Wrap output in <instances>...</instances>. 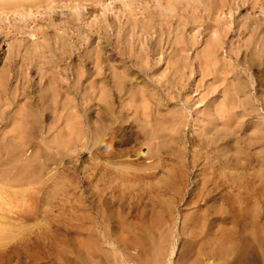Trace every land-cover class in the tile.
I'll return each instance as SVG.
<instances>
[{
  "label": "rangeland",
  "instance_id": "obj_1",
  "mask_svg": "<svg viewBox=\"0 0 264 264\" xmlns=\"http://www.w3.org/2000/svg\"><path fill=\"white\" fill-rule=\"evenodd\" d=\"M3 10L0 264H264V0Z\"/></svg>",
  "mask_w": 264,
  "mask_h": 264
},
{
  "label": "bare ground",
  "instance_id": "obj_2",
  "mask_svg": "<svg viewBox=\"0 0 264 264\" xmlns=\"http://www.w3.org/2000/svg\"><path fill=\"white\" fill-rule=\"evenodd\" d=\"M17 1H20V0H0V15H3L4 14V11L5 10H3V7H4V5L5 4H8V3H13V2H17ZM8 2V3H7ZM218 42H216V44H214L213 45V48H211L212 50H209L208 52H207V55L208 56H214L215 55V53L217 52V49H218ZM241 89V88H240ZM144 98V97H143ZM143 100H145V99H143ZM61 124V123H60ZM70 124V122L69 121H67V125H69ZM71 125V124H70ZM7 181V180H6ZM83 244H84V247H85V249H86V252L87 253H90V251H89V242L88 241H83ZM90 256H91V253H90ZM84 263H86V260H84Z\"/></svg>",
  "mask_w": 264,
  "mask_h": 264
}]
</instances>
